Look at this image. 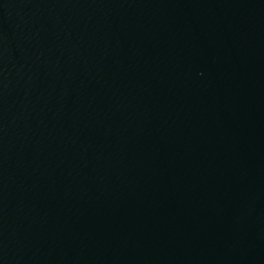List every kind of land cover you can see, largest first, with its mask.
Instances as JSON below:
<instances>
[{"label":"water","instance_id":"obj_1","mask_svg":"<svg viewBox=\"0 0 264 264\" xmlns=\"http://www.w3.org/2000/svg\"><path fill=\"white\" fill-rule=\"evenodd\" d=\"M0 264H264V0H0Z\"/></svg>","mask_w":264,"mask_h":264}]
</instances>
